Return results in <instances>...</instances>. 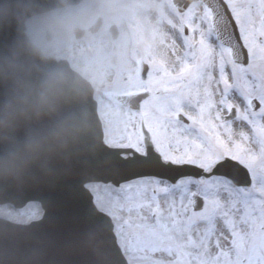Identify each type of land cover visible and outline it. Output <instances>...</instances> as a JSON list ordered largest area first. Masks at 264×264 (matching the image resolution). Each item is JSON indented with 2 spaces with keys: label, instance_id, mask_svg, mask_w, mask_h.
<instances>
[{
  "label": "snow or ice",
  "instance_id": "1",
  "mask_svg": "<svg viewBox=\"0 0 264 264\" xmlns=\"http://www.w3.org/2000/svg\"><path fill=\"white\" fill-rule=\"evenodd\" d=\"M131 89L112 195L174 264H264V0H191Z\"/></svg>",
  "mask_w": 264,
  "mask_h": 264
},
{
  "label": "water",
  "instance_id": "2",
  "mask_svg": "<svg viewBox=\"0 0 264 264\" xmlns=\"http://www.w3.org/2000/svg\"><path fill=\"white\" fill-rule=\"evenodd\" d=\"M79 1L0 0V101L11 98L17 89L38 83L42 69L59 70L71 86L63 110L76 112L83 124L82 134L68 148L54 147L49 157L0 176V203L18 208L34 200L43 209L39 219L27 222L40 215L38 203L19 209L0 205V216L10 219L0 217V264H128L112 231L111 216L96 208L85 187L91 181L117 185L135 178L126 171L122 155L126 148L103 142L90 83L66 61L45 57L24 33V22L31 15ZM100 23L96 18L90 31L95 32ZM110 30L116 37V29ZM73 31L76 37L83 33L78 27ZM138 68L139 75H146L143 61ZM113 97L130 108L139 107L138 98L131 93ZM18 122L26 125L28 118L20 116Z\"/></svg>",
  "mask_w": 264,
  "mask_h": 264
},
{
  "label": "rangeland",
  "instance_id": "3",
  "mask_svg": "<svg viewBox=\"0 0 264 264\" xmlns=\"http://www.w3.org/2000/svg\"><path fill=\"white\" fill-rule=\"evenodd\" d=\"M82 2L29 18L26 32L43 52L51 57L63 56L94 85L104 141L111 146H127L124 130L135 110L121 106L110 95L132 91L131 81L139 77L136 60L143 59L149 67L152 59L166 51L178 36L185 14H177L171 0H85L83 5ZM96 15L103 18L100 29L94 34L86 31L76 38L72 27L86 29ZM110 24L118 26L116 40L110 38ZM134 180L118 186L90 183L88 188L96 206L111 216L117 240L129 263L174 264L175 255L168 244L140 227L134 213L112 195Z\"/></svg>",
  "mask_w": 264,
  "mask_h": 264
},
{
  "label": "clouds",
  "instance_id": "4",
  "mask_svg": "<svg viewBox=\"0 0 264 264\" xmlns=\"http://www.w3.org/2000/svg\"><path fill=\"white\" fill-rule=\"evenodd\" d=\"M70 93L62 72L42 69L38 83L0 101V176L49 157L54 147L68 148L79 138V116L62 107ZM20 116L28 118L26 125L18 122Z\"/></svg>",
  "mask_w": 264,
  "mask_h": 264
},
{
  "label": "bare ground",
  "instance_id": "5",
  "mask_svg": "<svg viewBox=\"0 0 264 264\" xmlns=\"http://www.w3.org/2000/svg\"><path fill=\"white\" fill-rule=\"evenodd\" d=\"M83 4H85V0H83L82 5H83ZM159 30H160V31H159L160 33H163V31H164L162 28H160ZM160 48L164 51V47H163V45H161Z\"/></svg>",
  "mask_w": 264,
  "mask_h": 264
}]
</instances>
